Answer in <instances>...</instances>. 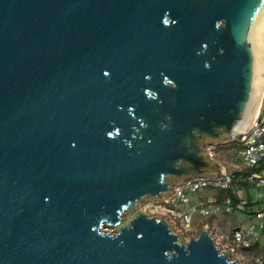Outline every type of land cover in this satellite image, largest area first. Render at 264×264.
Wrapping results in <instances>:
<instances>
[{
  "label": "water",
  "instance_id": "obj_1",
  "mask_svg": "<svg viewBox=\"0 0 264 264\" xmlns=\"http://www.w3.org/2000/svg\"><path fill=\"white\" fill-rule=\"evenodd\" d=\"M263 89L264 0H0V264H237L137 204L216 181Z\"/></svg>",
  "mask_w": 264,
  "mask_h": 264
},
{
  "label": "built area",
  "instance_id": "obj_2",
  "mask_svg": "<svg viewBox=\"0 0 264 264\" xmlns=\"http://www.w3.org/2000/svg\"><path fill=\"white\" fill-rule=\"evenodd\" d=\"M264 105L262 101L258 114L249 132L244 135V139L236 144L240 148V157L236 160L239 164L237 172L226 174L222 170V175L216 180H196L188 185L177 187V192L170 196L168 201H147V208L150 215L161 213V217L170 222L172 233H178L182 242L186 243L189 238L196 239L198 231L206 227V231L218 251L222 254L229 252L227 257L234 259L240 264H264L261 256L253 255V251L258 247L259 236L264 237V210H252V203L244 196V191L238 189L236 184L252 187L254 191L264 194ZM207 152L212 160L214 155L209 147ZM209 191L211 194L204 195L201 191ZM216 192L225 196L220 201L217 200ZM235 212L242 214L241 218L247 217L250 226L243 231L242 226L233 227L227 235H221L212 223H207V219L216 217L217 214H227L234 216ZM194 215L197 221L193 224ZM264 247V245H263ZM250 255V256H249Z\"/></svg>",
  "mask_w": 264,
  "mask_h": 264
},
{
  "label": "crops",
  "instance_id": "obj_3",
  "mask_svg": "<svg viewBox=\"0 0 264 264\" xmlns=\"http://www.w3.org/2000/svg\"><path fill=\"white\" fill-rule=\"evenodd\" d=\"M206 147H209L212 150V153L214 155L213 159L211 160L214 163H217L218 166L223 170L224 173L226 174H234L237 172H243V170H238L239 169V164L236 162V160L238 159V157H240L239 154L240 153V148L239 146L236 144V142L234 140H232L231 142H225L224 144H217V145H207ZM215 150V152H214ZM232 153V154H231ZM227 158V160H226ZM236 186L238 187V189H242L245 192V197L252 203V207H254L255 205H264V203H261L260 201L264 199V194L262 196H258L257 194H253L250 196L249 191L253 190L252 187H248L242 184H236ZM254 191V190H253ZM225 195L219 193L217 195V200L220 201L221 199H223ZM264 202V200H263ZM264 210V207L263 209ZM217 217V216H216ZM215 220V222H214ZM217 219L212 218L210 219L209 223H212L215 228L217 229V231H219V233H221L220 231L222 230L223 227H225L227 225V223H225L224 225H222L221 223L216 221ZM237 226V224L231 226L226 232L229 233V231L233 228ZM264 237H262V241H260L258 247L254 250V252L252 253L253 255H257V256H263L264 258Z\"/></svg>",
  "mask_w": 264,
  "mask_h": 264
},
{
  "label": "rangeland",
  "instance_id": "obj_4",
  "mask_svg": "<svg viewBox=\"0 0 264 264\" xmlns=\"http://www.w3.org/2000/svg\"><path fill=\"white\" fill-rule=\"evenodd\" d=\"M263 94H264V89H263V92H262V104L264 105V95ZM214 152H215V150H214ZM226 160H227V158H226ZM201 193L204 194V195L211 194V192L204 191V190L201 191ZM216 194H219V193L216 192ZM249 194H250V196L253 195V194H257L258 196H262L263 195V193H261L260 191H253V190H250L249 191ZM244 196H245V192H244ZM263 200H261L260 202L261 203H264ZM146 203H147V201H142V202L138 203L137 204V208L140 211H143L145 214H147L149 216L150 215L149 214V209L147 208V206H146L147 204ZM263 207H264V205L262 206V205L258 204V205H255L254 207H252V210L261 211L263 209ZM155 215L161 217V213H156ZM233 215L234 216L227 215V214H220V213L217 214V215H215V216H217V217H215V219H217L216 220L217 222L221 223L222 225H224L225 223H227V225L225 227H223L222 230L220 231L221 232L220 233L221 235H225L226 236L227 235V232L226 231L231 226H233L235 224L241 225L243 231H246L249 228L250 222L248 221L247 217H244V220H243L241 218L242 214L240 212H235ZM196 217H197V215H194L193 224H195L196 222H198ZM209 220L210 219H207L206 222L209 223L210 222ZM214 222H215V220H214ZM263 222H264V218H263ZM104 229H105L106 232H111V233L112 232H117V230L115 228H104ZM104 229H102V230L104 231ZM258 240L259 241H262V235L259 236ZM262 259L264 261L263 256H262ZM238 261L240 262V264H243L244 263V259H243V261H241L240 259H238Z\"/></svg>",
  "mask_w": 264,
  "mask_h": 264
},
{
  "label": "bare ground",
  "instance_id": "obj_5",
  "mask_svg": "<svg viewBox=\"0 0 264 264\" xmlns=\"http://www.w3.org/2000/svg\"><path fill=\"white\" fill-rule=\"evenodd\" d=\"M264 95V94H263ZM261 101H262V98H261ZM261 101H260V103H261ZM260 106V105H259Z\"/></svg>",
  "mask_w": 264,
  "mask_h": 264
}]
</instances>
